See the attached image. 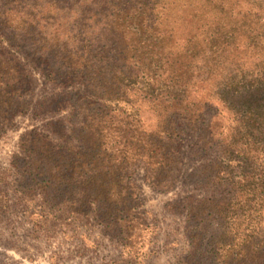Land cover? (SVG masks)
<instances>
[{"label": "trees", "instance_id": "1", "mask_svg": "<svg viewBox=\"0 0 264 264\" xmlns=\"http://www.w3.org/2000/svg\"><path fill=\"white\" fill-rule=\"evenodd\" d=\"M27 113L46 124L12 167L74 184L87 213L128 210L139 168L169 192L187 157L202 194L172 207L190 244L210 219L264 226V0H0V132ZM263 245L245 240L240 263Z\"/></svg>", "mask_w": 264, "mask_h": 264}, {"label": "rangeland", "instance_id": "2", "mask_svg": "<svg viewBox=\"0 0 264 264\" xmlns=\"http://www.w3.org/2000/svg\"><path fill=\"white\" fill-rule=\"evenodd\" d=\"M36 93L37 98L43 95L42 89ZM45 124L27 113L0 132V264H241L245 240L264 235L258 215L251 212L235 223L210 219L190 244L185 217L172 207L188 194H202L195 178L188 177L199 163L187 157L169 192L148 185L143 169L133 171L138 194L120 214L104 213L103 205L96 214L80 209L74 184L51 190L24 182L12 167L17 143L22 134Z\"/></svg>", "mask_w": 264, "mask_h": 264}]
</instances>
